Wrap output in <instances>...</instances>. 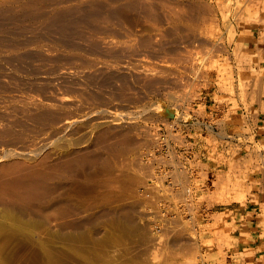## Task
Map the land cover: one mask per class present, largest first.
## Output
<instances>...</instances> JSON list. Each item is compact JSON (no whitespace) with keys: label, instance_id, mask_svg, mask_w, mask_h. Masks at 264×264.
Instances as JSON below:
<instances>
[{"label":"rangeland","instance_id":"obj_1","mask_svg":"<svg viewBox=\"0 0 264 264\" xmlns=\"http://www.w3.org/2000/svg\"><path fill=\"white\" fill-rule=\"evenodd\" d=\"M47 1L49 2L51 0ZM47 1L43 0V6L48 3ZM74 1L76 3L83 0H73V2ZM84 1L83 3H85ZM98 1L100 2L101 0ZM102 1H104L102 3H105L106 0ZM117 1V8H114L116 11L112 8H109V10L112 9L111 11H113L112 17L116 15H118V17L122 16V19L121 17L116 18L121 21L120 23L118 20H114L118 21L119 25L121 23L125 25L121 24L122 26L120 25V27L116 26L117 23L116 25H113L115 23L111 20V17L110 20L112 21V23H110L113 25V28H116L110 29V27L112 26L109 23V19L107 22L105 20L106 18H102L103 15H98L96 19H102L104 20V22L106 21L108 24L106 22L105 23L109 26L104 27L105 32L103 33H100L102 32L103 27H99L100 30L95 28V30H98L100 32L92 31L94 30L93 28L96 25L99 26V23L105 24L102 20V22L93 20V22H91L93 23L92 25L91 23H89V25L83 24L81 27H84L85 25L90 28L91 25L90 29H86L88 34L85 33L86 31L84 30V27L81 28V30H84V35H81L82 33L79 32L81 31L79 29L77 33L75 32L76 35H74V33H71L69 36L70 38H68L67 40H65L61 36V32H59V34L61 35L58 36L56 35V31H53L51 29L57 36L55 39V36H52L54 34L51 35L52 31H48V33H50H47L46 39L49 40H46V42L48 41V44H52L54 39L55 43H53V45L55 44L56 47L58 46L57 49L59 48L60 52H63L64 50L69 48H66L64 45L67 43L66 41H68V43L69 41H71L73 42L72 44L75 45V39L73 38L75 36L77 37L76 41H78V44L75 45L77 47L75 48L70 44L71 49H67L65 52H63L64 54H66L69 51H76L77 48H79L77 51L81 53V57L82 54L85 53V61L82 59H78V61L80 62H76L73 60V63H65L66 65H70V69L67 66H65L64 69H69L73 72L68 71L69 73H64L59 77H57L58 75L54 73L46 74L44 75L45 77H36L38 78V81L36 78L31 79L27 77V79H25L26 76H24L23 71L15 70L7 60L3 61V59H0V67L6 66V70L11 71L10 73L14 75V78H11L12 76L10 75V78L0 77V80L2 79L4 81L5 78V80L7 81L6 78H8V80L12 81L13 83L17 81V83L15 82L16 85L19 82L20 85L23 82L22 80H24L22 85L24 88L26 87V85H28L26 84L27 81L31 80V85H33V87H26L29 91L25 89V92H23V87H21L23 88L21 90L18 89L21 85H17L18 87L15 88H17L19 91L17 89L14 93L13 91H10L11 93L9 91H4V94L8 92V94L11 95L16 94L15 96H19V93L22 95H32V93H34V91L36 90L34 89L36 88L35 85H37L38 87V84L39 86L40 84H42V86L45 85L44 87L46 88L41 86L38 90L43 89L45 90V92L41 90V92L38 91L39 94H37L36 90L33 96L38 98V100L41 98L40 101L46 100L44 102L45 104H47L46 102H49V105H54L55 101H52L50 97H48V95L50 93L49 96L52 97L51 94L55 93V90L51 92L50 90L56 89L54 87H57L59 85H62V88H64L66 86H64V84L67 82V80H73V83L71 84V81L67 82V86L69 89L66 87L67 90H65L69 94L63 91L62 88L60 89V92L58 90L60 86L57 88V90L60 93L65 92V95H67L68 98L73 96L72 99L76 103L72 100H68L71 101L70 103L74 102V104L68 105V103V106L65 104L66 106H63L61 108L62 110H60L62 111V113H64L65 111L66 113L68 112L69 114H71L67 115L68 113H65L67 115L66 117L64 116L65 118H67L68 116L71 117L72 114L74 115V113L76 112L74 118L76 120L75 123H77V127H79L77 128L74 123L72 128L68 129V131L70 130V137L69 135H66L69 133H66L61 137L52 136V139L48 138L49 141L46 140L47 142L44 144L45 147L40 143L39 145H32L31 143H28L29 147L26 148V150L28 149V153L31 154L28 156L29 159H27V161L25 159L28 153H24L26 156L25 159L24 154L16 155L15 153H13L11 154L13 156L10 155L12 159L7 156L9 160L14 161L13 159L17 160L19 158V161L20 158L23 157L21 159L22 162H30L29 165H31V162H33L32 164L37 163V160L40 159L39 157L48 152L46 155L47 159H51V161L54 163L56 157H58V159L56 158L57 160H55V162H57L60 158V160H64L73 157L79 154L85 147L87 149L90 147V149H88V152L93 147L94 150L92 149L93 151H91L95 152L93 153V155L90 152V154L88 153V155L91 156V159L94 158V162L92 161L94 164L92 162L90 164H85L86 166H82V169L84 168L83 170L80 169L79 166L78 168H74V173H72L73 171L69 172L71 173L69 175L71 178L67 175L68 172H66V175H63V177L65 176L64 179L62 178L64 183H61L63 182L62 180L60 181L62 185L60 183H57L58 187L56 191L48 199H46L44 203L43 207L45 208V210L43 212V216L38 218L32 229L22 227L19 230L15 231V227L11 225H8L7 228H5L3 233L0 235V264H189L190 262V264H245V260H243L245 255L240 256V258L236 257L235 255L237 254H234L231 248V245H234L235 243V233L232 229L233 226L231 224L234 223L233 219H236L237 222L241 223L245 221V215L248 212L251 213L250 218L254 228H249V230H251H248V233L251 232L253 236L264 237V234L261 233L264 232V218H260L259 216L260 211H264V181H262L264 180V175L262 176L263 179L260 178V165L264 166V158H262V152H264V85H259L261 83L264 84V37L262 38V36L264 35L259 34L260 32L264 31V29L262 28L264 26V6H261L264 2L262 0L261 4V2L255 3L257 2L256 0H254L255 2L253 0H248L249 2L251 1V5L253 4L254 6L256 4V7L254 6L253 8V6H249L250 4H247L249 3L247 0V3L245 2V0H204V5H201L203 4L201 3V1L203 2V0H189V2L188 0H177V2L176 0H168V2L166 1L167 5H169V2H171L169 8L171 10L173 9V6H176L173 10H177L176 12L178 13L176 14L181 17L180 19L177 15L175 17V12L173 10V14L170 13L169 9H167V7L169 6H164L166 4L164 0H155V2L154 0H151L152 4L147 0L133 1L132 4L134 5L137 2V6H140V3L143 1V5L141 6L142 8H139L137 6L135 7V12L137 15L133 12L134 7L132 4H129V6H127L128 4L125 3L126 6L122 8V3L124 2L122 0ZM172 1L173 3L175 2V5H173ZM180 1H184L185 3ZM73 2L72 0H64L59 1L58 5H67ZM153 2L156 5L160 6L161 9L155 6L153 10L157 8L156 10H159L158 12L156 10L153 11L152 8H150L152 11L149 8H147L148 10L146 11L144 7H148L149 4L150 6L155 5ZM160 2L165 3L163 4V7L161 6ZM195 2L198 3L196 4ZM223 2L224 5L221 4L223 5V7L220 6L221 9H218L219 3ZM252 2H254L255 4ZM106 3L108 4L107 1ZM177 3H180L179 5L181 7L182 3L183 5L185 4L183 6L184 8H182V11L184 9V12H181L182 16H180L181 14L178 11L179 6H177ZM116 4H114L113 6H116ZM198 4H200V6ZM55 5H57V3ZM235 5H237V7ZM234 6L237 8V10L236 8L234 9ZM46 7L50 9L49 6ZM224 7L226 8L224 9ZM243 7L247 9L245 10L243 9ZM130 8H132L131 11ZM138 8L139 10H145L144 12L138 11L136 10ZM192 8L196 9L194 10ZM125 9H128L129 12L127 10L125 11ZM121 10H123V12ZM149 10L151 12H148ZM253 10H255L256 12H254ZM196 11L198 12V14L200 13L199 16ZM252 11L254 12V14ZM6 12H3L5 14H2V11H0V22H5L4 25L0 23V27H13L14 24L16 25V27L17 25H21L22 27L27 23V25L30 24L33 27H36L37 25L39 26V24H37V18H35L36 20H32V18H30V20L29 17H23V19L22 17H18V20V18L14 19V17H12L14 20L12 18L11 20L9 16L10 12H7V14ZM124 12H127V14L125 13L124 15ZM140 12L141 14L142 12L149 13L148 15L145 14L147 18H151V15H155V18H157L158 20L161 19L162 22L159 21L160 23L157 22V19L154 21L155 18H153V20H151L152 18L150 19L153 22V25L155 24L156 26L159 23L160 27L151 26V21H149L150 23H148L147 18L144 16L142 17V15H140ZM164 12H167L168 15H170L159 17L165 14ZM234 12L237 14L239 12L238 15L240 16V18H245L246 21L240 20L238 15ZM250 12L252 13L248 14ZM158 13H160L161 15ZM201 14H203L206 19L203 18V15ZM173 15L177 19H175ZM247 15H250L251 18ZM253 15H255V18H260L259 20L262 21V23L257 19L256 20L258 22H255V19H252ZM138 16L142 17V19ZM212 16H214L216 20H214ZM242 16L245 17L242 18ZM98 17L101 18L98 19ZM193 17L198 20L196 21ZM200 17L203 18L202 22L200 21L202 20V18ZM235 17H238L237 20ZM163 18H166L165 22ZM168 18H172L173 20L170 19V22L166 21ZM6 21L8 24H6ZM18 21H20V23L22 24L19 25ZM32 21L33 23L34 21H37L36 24L34 23L36 26L33 25ZM96 21L98 22V24L96 23ZM191 21L195 22V27H192L194 25ZM204 21H206L207 24H205ZM178 22L181 23L178 24ZM199 22L201 23L200 26ZM172 23L174 24V26ZM190 23H192V25ZM161 24L168 25H165L166 27L164 25L163 27H161ZM127 25L130 27H127ZM169 25H172V27H170ZM29 26L27 27L32 28L31 26ZM124 26L129 29H127L126 27L124 28ZM228 26H232L233 28H229ZM106 28H109V33H111L110 35L109 33H107L108 29ZM119 28L122 29L123 32ZM231 28L234 34L227 33V31L231 30ZM118 29L120 30V32ZM124 29H127L128 31H124ZM110 30L112 32H110ZM201 30H203L204 32L202 33ZM131 31H134L135 33ZM27 32L29 33H23L24 36L29 35L28 37H30L31 31ZM125 32L127 34L126 36L129 35L128 38L124 35ZM104 33L108 35H104ZM131 33L133 36L130 35ZM23 34H20V37H22ZM77 34L81 37L84 36L85 38H88H84L87 45L86 43L85 45H79L82 42L84 43L85 40H78ZM86 34L89 36H85ZM118 34H121V36L123 34L125 37L118 36ZM227 34H230L228 35V39L226 38ZM1 35H3V37ZM5 35H7L6 37L8 38H6ZM49 35H51V39L48 38L50 37ZM93 35H96L97 37L99 35L98 39H100V37L101 39L97 41V37L94 36L96 37L95 41ZM100 35H104V37L106 36L105 39ZM0 36L1 42H3L4 39L9 40L10 38V41L12 42L15 37L12 32H9L7 34L0 33ZM90 36L92 37L90 38ZM109 37L111 38V40H109ZM145 37H150L148 39H152V41H146L148 39L145 40ZM158 37L162 39H159ZM1 38H3V40ZM57 38L58 40L61 38V40H59V43ZM102 38L103 40H106L107 38L109 41H115V43L112 42V44H118L117 46L120 47V49H118L116 45H113L114 47H112H117V49L114 50L118 53V55H115L117 53L113 54L114 52L112 51L114 50H112L111 47L110 48L112 51L109 50L110 48H107V50H105L106 47L104 48V46L102 47L104 48L103 50L99 49V47L103 45V42L101 43V46H99V43L97 42L103 41ZM123 38L130 40L126 42V39L124 40ZM143 38L144 40L141 44L136 43V41L138 42V40L140 43V40H142ZM229 38L231 40H229ZM116 39L119 41L122 39L123 40L120 43ZM87 40L91 41H89L91 45L93 42H95V44L93 43V48H90V50L92 49L91 53H93L94 55L91 53V55H89V53H86L90 52V50L88 49L91 46H88V44L90 43ZM108 40L104 43H107ZM228 40L231 42L229 43ZM63 41H65L66 43L63 44ZM130 41V45L132 48L130 46L129 47L131 49L127 44L130 43ZM234 41H236V43L238 42V46ZM205 44L207 48L206 46H203ZM235 44L237 47L234 46ZM97 45L99 46L98 48ZM122 45L125 46V48L128 47L126 49V53L128 54H125V56V48ZM132 45L135 47L136 45H140L139 50H137L138 46L134 48ZM66 46L68 45L66 44ZM87 46L88 49H86ZM121 46L123 47V50L121 49ZM94 47L98 49V53ZM232 47L234 48L233 51ZM1 48L4 47H0V49ZM133 48L134 51L132 52L138 51L136 53V56L130 51ZM235 48L237 52L235 51ZM256 48L258 49L256 50ZM93 50H95L96 53H94L95 51ZM117 50H120V54ZM251 50H253L254 52ZM0 51H2L0 52L1 56L2 54L6 55L3 49ZM80 51L85 52L82 53ZM106 51L112 52L110 57L108 55L111 52L108 54L104 53ZM206 51H208L207 54ZM234 51L238 54H234ZM60 52L58 51V53ZM260 52L262 54H260ZM99 53L104 56V59L102 58L103 56L101 54L98 57ZM87 54L90 57L92 55L93 56L90 58L89 56H87ZM129 54H131V57L134 55L135 58L133 57L134 59L132 58L131 61L129 58L130 56H127V58H129V61L126 62L125 57ZM120 55H123L124 57L121 56L120 58ZM190 55L192 56V58L194 57L193 60ZM236 55H238L239 57L246 56L245 59H249V61H251L252 63L249 61L247 63V60L244 63V57L240 61V58ZM114 56L115 58H112L113 60H111V57ZM189 56L191 59L188 58ZM88 57L90 60H88L89 62H87ZM203 57H205V61L207 60L205 63ZM206 57L208 58L206 59ZM237 57L239 59H237ZM96 58L98 59V61L102 58L103 61L101 60L98 63ZM117 58H119V60ZM93 59H95L94 63L91 61ZM110 60H117L112 63L117 62L116 66H118L119 63L121 69L120 67L116 68L115 64L110 63ZM208 60L210 63L208 62ZM236 61L239 65L236 63ZM103 62H105L106 64L108 63V66L110 67L109 69H111L113 65L115 66V68L107 71L108 66L103 64ZM123 62L127 67L123 65L121 66ZM256 62L257 64H261L263 69L262 72L261 69H255V67H257ZM3 63L6 65H4ZM88 63L92 64L93 66ZM101 63L103 67L106 66L105 69L103 68L104 70H106V72L102 70V65H100ZM109 64H111L112 66H110ZM95 65H97L96 67H98V71H96L97 69H94L96 68ZM240 65L243 66L241 67ZM238 66L240 68H237ZM72 67L73 70H71ZM76 67H79V69ZM80 67L83 69V71L85 69V72H81ZM191 67L194 72H191ZM194 67L196 68L194 69ZM227 67L228 69H226ZM187 68L189 70L188 72L186 70ZM88 70L90 71V73ZM114 70L116 71L115 74L113 73ZM77 71H80V73ZM111 71H113L112 73L114 74V76ZM118 71L122 74H117ZM225 71H230V76H223L224 74L226 75ZM257 71H260L258 73H260L261 75L258 74ZM94 72H97L98 74H94ZM17 73L19 74L16 75ZM76 73H78V75ZM87 73L91 75V77L97 76V78L95 77L96 80L94 79V77L91 78L89 76H86V78L88 77V81L93 80L95 84H93L92 82L88 83L87 79L84 76ZM15 75L18 78L21 77L22 82L20 81V79L17 80V78H15ZM53 75L56 76L59 80H57V78L55 77V79H53L55 81L53 82ZM48 76L49 78H51V81L49 80L50 82L48 81ZM69 76H71V79ZM104 76L107 78H105ZM64 77L67 78L66 81H62L65 80ZM248 77L251 78V85L249 82L250 86L247 83L248 80L250 81ZM46 78L48 82H46ZM75 78L78 79V82L81 79V81L84 82L83 78L86 79L88 85L87 83L83 82H79L80 84L77 83V79ZM98 78L100 80L97 81ZM104 78H110V80H112L110 82H105ZM244 78H247V81ZM255 78L256 81H260L259 84L257 83L258 85H256ZM13 79L15 81H13ZM102 79L104 82L101 81ZM60 80L63 82V84H60ZM241 81H244L243 84L247 83L248 87L244 85L247 89L243 86V90L242 88H240L242 83ZM253 81L255 83H253ZM7 82L5 83V85H7L8 87L10 85L9 89L16 86L12 85V82H9L10 84H8ZM53 83L55 85H53ZM51 84L53 87H50L48 90L47 88L51 86ZM238 84L240 85V87L238 86ZM11 85L13 87H11ZM69 85H73L76 89H74L73 86L69 87ZM256 86H260L259 88H261L263 91L259 88H256ZM29 87H31V89L33 88V92L31 91L30 93L31 89ZM244 88L246 89L247 93ZM68 90H71V95ZM259 90L261 92H259ZM42 92H47L48 94L46 93V96H44L42 95ZM249 92H251V94ZM1 93L0 95H3V93ZM57 93L58 92L56 91L55 95H57ZM63 94L64 93L60 95ZM46 98H49L50 100ZM77 103L79 104L77 105ZM73 106H80L82 110L79 107L80 110L78 111V108L76 107V109ZM54 107L55 106H53V108ZM69 107L72 108L69 109ZM0 108H4L3 110L0 109L1 111H3V113H1V111L0 113L2 115L4 114V116L6 117L5 120L8 119V121L13 122H17V120H23V116L18 118L19 112H17V115L13 114L12 117V112L10 113L9 110L7 111V107L6 110L4 105ZM93 108L95 109L96 113H91L90 109H92L93 111ZM65 109L69 110L70 112L66 111ZM71 109H73L74 113L71 112ZM60 110L58 111V117L62 118L63 116L59 115L64 114H62ZM6 112L11 116H7V114H5ZM173 113H175V115H173ZM85 114H87V117H89L87 118ZM77 119H79L80 124ZM89 120L92 121L90 122ZM81 121H85V123L87 122V124H84L83 126ZM169 123L172 124V126ZM88 125H91V128L87 127ZM73 127L77 128H75L76 130H74L76 133L73 131ZM91 129L93 131H91ZM167 130L169 134L171 131V137H168L170 135L166 133ZM100 131H102V133L105 132L106 136L104 134L102 135L101 133L103 137H99L98 135L100 134ZM95 133L98 135H96ZM160 133L165 135V141L158 139ZM151 134H153V137L151 136ZM156 134H158L157 137ZM27 137H29V135H26V138ZM104 137L105 140L103 139ZM124 137L125 139H127L128 137L129 140L127 139L128 141H123ZM153 142L155 145L157 142L158 147L155 146ZM17 143L18 142H16L15 144L17 146L14 145L13 148L17 149L23 145ZM165 143H168V145ZM18 145L21 146L18 147ZM95 146L97 149L99 147V153L95 151ZM32 147L36 148L33 149ZM78 147L81 148L80 152V148L78 151H75L78 149ZM100 147L101 149H103L101 150ZM86 148L82 153H85L84 151L87 150ZM158 148L160 150H158ZM0 149L2 148L0 147ZM40 149L42 152H40L38 155L35 154L36 157L33 158V156H35L33 152L40 151ZM71 150H74L76 153L74 151L71 152ZM168 150H171V152H173V155L171 154L170 158L167 157V155L169 156L170 154V151L167 152ZM45 151L46 153H43ZM58 151L61 152L59 153ZM146 151L149 154H143ZM148 151H152V153ZM65 152L71 153L67 154ZM54 153L55 156L57 155L56 153H58V155L55 157ZM49 154L51 155L49 156ZM153 155H156L157 157ZM95 157H97V162L95 161ZM4 159L7 161H5ZM8 159H6L4 156L3 158H1V161L3 160L2 163L4 164L9 162ZM260 159L262 160V162ZM170 160L171 165L167 163V161ZM47 161L49 164L52 163L49 160ZM146 161L150 162L151 166H149L150 164L148 165ZM232 161L238 162L237 164H240L239 168H237L238 165L235 167L234 164L236 163H233ZM142 163H146L147 166H145V164V167H143ZM174 170H176L178 176L176 175V172ZM179 170H181L183 173L181 172V174ZM168 171H171V174L175 172L174 174L177 176L174 177V184L171 183L174 179H172V177L170 176L171 174L168 175ZM174 174L173 176H175ZM180 177L183 178L180 179ZM215 181L217 184H215ZM261 185L263 186L261 187ZM59 198H63L70 206V209L73 210H71V212L69 211L70 213L63 218L57 219L54 218V216L49 217V215L53 212L55 204L61 202L59 201ZM223 199L226 201H224ZM64 200H62V202ZM259 201L262 202V206H260L261 203H259ZM186 203H189V205H187L188 208L192 206L190 207L191 209H188L189 212L186 209V205V208L183 207ZM176 209H178L177 212H175ZM179 210L184 211L178 212ZM191 210L194 211L191 212ZM179 213H181V215ZM189 214H192L191 218L188 216ZM215 218L217 219L215 220ZM74 219L76 222L80 223L79 228H77L74 232H70L69 238H62V234H60L61 231L58 230L57 224L63 220L74 221ZM185 219L188 222L190 220L192 221L189 222L191 226L189 223L186 224L187 222L185 221ZM81 222H83V224H81ZM11 229H14L15 232ZM213 229L220 230H218V233H216V231H214ZM54 230L59 231V233L55 232ZM190 231L194 233L192 234ZM53 232H55L57 235ZM221 232L229 239H225L226 237L224 236L222 237ZM215 233L217 235H215ZM218 235L221 236V238ZM218 237L220 238L219 241L217 240ZM175 238H177L176 242L174 241ZM255 239L253 241V246L256 250L255 252H253V264H264V245H261V240L255 241ZM225 240L228 241L226 242ZM218 242L221 244H219ZM218 244L220 245V247L223 244V249H220V251H218L216 248ZM222 254H225V257H223L224 255ZM225 258H227L229 261ZM187 259H190L188 260V262L190 261L189 263L187 262Z\"/></svg>","mask_w":264,"mask_h":264},{"label":"bare ground","instance_id":"obj_2","mask_svg":"<svg viewBox=\"0 0 264 264\" xmlns=\"http://www.w3.org/2000/svg\"><path fill=\"white\" fill-rule=\"evenodd\" d=\"M47 1V0H46ZM59 1H64V0H51V1H47L48 3H46L45 4V6H43L44 4L42 3L43 2V0H0V11H2V14H5V13H3V12H6L7 10V12H10V19L12 18V17H14V19H16V18H20V17H22V19H23V17H29V19L30 18H32V20H34L35 18H37V20H38V22L37 21H34V23L36 24V22H37V24H39V26L37 25H35L34 23H33V21H32V23H33V25L34 26H36V27H33V26H31L30 24V26L32 27V28H28L27 26H29V25H27L28 23H27V21H29V20H27L26 21V23L27 24H24V26H22L21 27V25L20 24H22V23H20V21H21V19H20V21H18L19 23V25L20 26H18L17 25V27H16V25L14 24V26L13 27H0V33H9V32H12L14 35H15V37H14V39H13V41L11 42L10 41V39L8 40H6V39H4L3 40V38H1L2 40H3V42H1L0 41V47H4V48H1L0 50H4V52L6 53V55H4V54H2V56L0 55V59H3V61L4 60H7L8 61V63L9 64H11V66L15 69V70H21V71H23V74H24V76H26L25 77V79H27V77H29V78H36V77H38V78H41V76H44V75H46V74H50V73H54V74H57L58 76L57 77H59V76H61L62 74H64V73H69L68 71H70L69 69H70V65H68L69 64V62L70 63H73V60L74 61H78V59H82V60H84L85 61V56L86 55H84L85 53V51L84 52H82V51H80V52H82V53H84V54H82V57L80 56V54L81 53H79L77 50L79 49V48H77V52L75 51V50H73V51H69V52H67L66 54H64L63 52H65L67 49H71V46L73 45V47H77V46H75L76 44H78V41H76V36L74 37V35H76L75 34V32L77 33L78 31H79V29L81 30V28H84L85 27V31H86V29L87 28H89V27H87V26H85L86 24L87 25H89V23H91V22H93V20H97L96 18H97V16L98 15H100V16H102V18L103 19H105L107 22H108V19H109V23L111 22L112 23V21L115 23V24H113V25H116V23H117V27L119 26L120 27V25L121 24H123V23H121L120 25H119V23L121 22V21H119V19H116V18H120L121 17V19L123 18L122 16H120V17H118V15H116V16H113L112 17V13H113V11H111L112 9H116L117 8V5L118 4H116V3H118V1L117 0H106L107 2H108V4L106 3V1H105V3H102V2H104V1H98V0H83L85 3H83V1H78V2H76L75 3V1L73 2V0H72V2L73 3H70V4H67V5H58L59 4ZM120 1V0H119ZM124 3H122V2H120V3H122V8H124L126 5H125V3H127L128 5L127 6H129V4H132V2L133 1H135V0H122ZM148 2L150 1V3H151V0H147ZM159 1H162V0H159ZM165 1V3H166V1L168 2V0H164ZM163 1V2H164ZM174 1V0H173ZM173 1H172V3H173ZM238 1V0H237ZM240 1V0H239ZM248 1V0H247ZM247 1L245 0V2L247 3ZM254 1V0H253ZM257 2H255V3H258V2H261V4H262V0H256ZM69 2V1H68ZM143 2V1H142ZM142 2L140 3V6H137L136 4H137V2L133 5V7H134V9H133V12L136 14V12H135V7L137 6V7H141L143 4H142ZM154 2H155V0H154ZM153 2V3H154ZM176 2H177V0H176ZM180 2H184V1H180ZM187 2V1H186ZM188 2H189V0H188ZM191 2V1H190ZM199 2V1H198ZM197 2V3H198ZM204 0H203V2L201 1V3H203V4H201L200 2V4L201 5H204ZM249 2V1H248ZM254 2H252V3H254ZM263 2H264V0H263ZM44 3H45V1H44ZM57 3V5H55ZM66 3H67V1H66ZM102 3V4H101ZM165 3H162V2H160V4H161V6L163 7V4H165ZM185 3V2H184ZM196 3V2H195ZM196 3V4H197ZM243 3H244V1H243ZM254 3V4H255ZM60 4H62V3H60ZM114 4H116V6H113ZM146 4V3H145ZM149 4V3H148ZM147 4V5H148ZM152 4V3H151ZM155 4V3H154ZM159 4V3H158ZM170 4H171V2H169V5H167V3L164 5L165 7H167V6H169V7H167V9H169L170 8ZM180 3H177V6H179V8H178V11H179V13L181 14V12H184V9H183V11H182V8H184L183 6L185 5H183V3H182V7L179 5ZM191 4V3H190ZM200 4H198L199 6H200ZM221 4H223L224 5V2L223 3H219V5H218V9H221V7H223V5H221ZM233 4V3H232ZM235 4H236V2H235ZM242 4V3H241ZM247 4H250L249 6H253V4L251 5V1L249 2V3H247ZM260 4V3H259ZM264 4V3H263ZM261 5V6H264V5ZM121 5V4H120ZM119 5V6H120ZM173 5H175V2L173 3ZM256 5V4H255ZM254 5V6H255ZM46 6H49L50 7V9L49 8H47ZM131 6V5H130ZM154 6V7H153ZM151 5L150 6V4L148 5V7H144L145 9H146V11L148 10L147 8H152V10H153V8H155V6L156 7H158V8H160V6H158V5ZM206 6V5H205ZM204 6V7H205ZM221 6V7H220ZM232 6V5H231ZM236 7H237V5H235ZM234 6V9L236 8ZM254 6H253V8H254ZM132 7V8H133ZM164 7V8H165ZM174 7H176V6H173V9H175ZM192 7H195V6H192ZM203 7V6H202ZM201 7V8H202ZM207 7H208V5H207ZM211 7V6H210ZM220 7V8H219ZM246 7V6H245ZM245 7H243V9H245ZM256 7V6H255ZM259 7V6H258ZM109 8H112V9H110L109 10ZM121 8V9H122ZM132 8H130V11L132 10ZM139 8L138 9H136V10H138V11H143L144 12V10L145 9H142V10H139ZM142 8V7H141ZM198 8V7H197ZM200 8V7H199ZM226 7H224V9H225ZM114 9V10H115ZM120 9V8H119ZM157 9V8H156ZM156 9H154V10H156ZM161 9V8H160ZM172 9V10H173ZM177 9V8H176ZM180 9H181V11H180ZM192 9H194V8H192ZM196 9V8H195ZM194 9V10H195ZM206 9V8H205ZM208 9V8H207ZM212 9V8H211ZM217 9V8H216ZM247 9V8H246ZM245 9V10H246ZM128 11V9H125V11ZM151 10V9H150ZM148 11V12H151V11ZM153 10V11H154ZM164 10V9H163ZM162 10V11H163ZM172 10L171 9H169V11H170V13H172ZM202 10V9H201ZM200 10V11H201ZM208 10H210V9H208ZM233 10V9H232ZM236 10H237V8H236ZM116 11V10H115ZM122 12H123V10H121ZM157 11V10H156ZM159 11V10H158ZM157 11V12H158ZM165 11H166V9H165ZM174 11V10H173ZM177 11V10H176ZM176 11H174L175 13V17H176V13H178V12H176ZM205 11H207V10H205ZM211 11V10H210ZM221 11V10H220ZM219 11V12H220ZM224 11V10H223ZM244 11V10H243ZM254 12H256L255 10H253ZM252 11V12H253ZM7 12H6V14H7ZM121 12V13H122ZM129 12V11H128ZM132 12V13H133ZM142 12V14H141V12H140V15H142V17L144 16V17H146L147 18V16L145 15V14H149V13H143ZM157 12H156V14H157ZM168 12V11H167ZM165 13V14H163V15H161L160 13H158V14H160L161 16H159V17H165L166 15H168V13ZM197 12V11H196ZM222 12V11H221ZM220 12V13H221ZM227 12V11H226ZM237 12V11H236ZM252 12H250V13H248V14H251ZM254 12H253V14H254ZM116 13V12H115ZM125 13L127 14V12H124V15H125ZM138 13V12H137ZM218 13V12H217ZM235 13V12H234ZM129 14V13H128ZM131 14V13H130ZM144 14V15H143ZM173 14V13H172ZM184 14V13H183ZM197 14H198V12H197ZM200 14V13H199ZM199 14H198V16H199ZM235 14H237V13H235ZM238 14H239V12H238ZM237 14V15H238ZM240 14H241V12H240ZM122 15V14H121ZM137 15V14H136ZM165 15V16H164ZM170 15V14H169ZM168 15V16H169ZM201 15H203V14H201ZM200 15V16H201ZM209 15V14H208ZM211 15V14H210ZM213 15V14H212ZM222 15V14H221ZM224 15V14H223ZM233 15V14H232ZM236 15V16H237ZM257 15V14H256ZM2 16H5V15H2ZM8 16V15H7ZM6 16V17H7ZM153 15H151V18L150 17H148L147 18V21H148V23H150L149 21H151V20H153V18H155L154 16L152 17ZM167 16V17H168ZM178 16V15H177ZM180 16H182V14L180 15ZM197 16V15H196ZM248 17H250L251 18V16L250 15H247ZM255 15H253V20L255 21V22H258L257 20H259L258 18H255L254 17ZM113 19H112V18ZM138 17H140V16H138ZM142 17H140L141 19H142ZM166 17V18H167ZM173 17H174V15H173ZM172 17V18H173ZM174 17V18H175ZM203 18H205L206 19V17H204V15L202 16ZM202 17H200V18H202ZM213 17V19L214 20H216L215 18H214V16H212ZM223 17V16H222ZM238 17L240 18V16L238 15ZM238 17H235L236 18V20H237V18ZM245 17V16H244ZM243 16H242V18H244ZM248 17H246V18H248ZM257 17V16H256ZM19 18H18V20H19ZM99 18H101V17H98V19ZM110 18H111V20H110ZM165 18V19H166ZM172 18H170V19H172ZM178 18H180L181 19V17H179L178 16ZM193 18H195V17H193ZM192 18V19H193ZM203 18H202V20H200L201 22L203 21ZM261 18H262V15H261ZM13 19V18H12ZM11 19V20H12ZM13 19V20H14ZM92 19V20H91ZM114 19H116V20H118L119 21V23H118V21H116V20H114ZM145 19V18H144ZM151 19V20H150ZM157 18H155L154 19V21L156 20ZM164 19V18H163ZM165 19H164V22H165ZM169 18L166 20V21H169L170 20ZM175 19H177V18H175ZM183 19V18H182ZM185 19V18H184ZM204 19V20H205ZM257 19V20H256ZM31 20V19H30ZM36 20V19H35ZM102 20V19H101ZM97 20V21H100V22H104V20ZM158 20V19H157ZM173 20V19H172ZM186 20V19H185ZM190 20V19H189ZM195 20H196V18H195ZM198 20V19H197ZM196 20V21H197ZM240 20H245V18L244 19H241L240 18ZM248 20V19H247ZM251 20V19H250ZM249 20V21H250ZM252 20V21H253ZM262 20V19H261ZM264 20V19H263ZM96 21V23L98 24V22ZM105 21V22H106ZM123 21V20H122ZM145 21V20H144ZM146 21V22H147ZM162 22V20L160 19V20H158L157 22ZM171 21V20H170ZM169 21V22H170ZM178 21H179V19H178ZM184 21V20H183ZM193 21V20H192ZM191 21V22H192ZM246 21V20H245ZM248 21V22H249ZM3 21H1L0 23H2ZM104 22V23H105ZM106 22V23H107ZM159 22V23H160ZM205 22V24H207L206 23V21H204ZM208 22V21H207ZM233 22V21H232ZM237 22V21H236ZM259 22H261L262 23V21H260L259 20ZM264 22V21H263ZM5 23V22H4ZM4 23H2V25H4ZM23 23H25V22H23ZM31 23V24H32ZM96 23H95V25H96ZM100 24L99 23V26L98 25H94L95 27L93 28L94 30H92L93 32L94 31H98V30H95V28L96 29H99L100 30V28L99 27H103L102 28V32H100V31H98V32H100V33H103V32H105L104 31V27H107L108 25V23L107 24ZM110 23V24H111ZM156 23V22H155ZM159 23L155 26V24L153 25V22L151 21V26H154V27H160V25H159ZM181 23V22H180ZM179 22H178V24H180ZM193 23V25L194 26H192V27H195V22H192ZM192 23H190L191 25H192ZM6 24H8L7 23V21H6ZM5 24V25H6ZM9 24H11V23H9ZM16 24H17V22H16ZM83 24H85L84 25V27H81ZM93 23H91V25H92ZM109 24V25H110ZM173 24V23H172ZM187 24V23H186ZM200 22H199V26H200ZM229 24H230V22H229ZM228 24V25H229ZM240 24V23H239ZM264 24V23H263ZM13 25V24H12ZM27 25V26H26ZM78 25H80V26H78ZM91 25H90V28H91ZM113 25L111 24V26L112 27H110V29H112L113 28ZM123 25H125V24H123ZM164 25V24H163ZM163 25L161 24V27H163ZM166 25V24H165ZM164 25V26H165ZM168 25V24H167ZM166 25V26H167ZM177 25V24H176ZM191 25H190V27H191ZM236 25H238V24H236ZM257 25V24H256ZM26 26V27H25ZM29 26V27H30ZM122 26V25H121ZM165 26V27H166ZM170 26V25H169ZM173 26H174V24H173ZM178 26V25H177ZM202 26V25H201ZM204 26V25H203ZM93 27V26H92ZM109 27V26H108ZM126 26H124V28H125ZM127 27H130V26H128L127 25ZM126 27V28H127ZM170 27H172V25L170 26ZM197 27V26H196ZM211 27V26H210ZM210 27H208V28H210ZM229 28L230 27H232V26H228ZM89 28V29H90ZM116 28V27H115ZM115 28H113V29H115ZM123 28V27H122ZM200 28V27H199ZM212 28V27H211ZM233 28V27H232ZM232 28H231V30H229V31H227V33H232V34H234L233 33V30H232ZM263 29H264V26L262 27ZM28 29V30H27ZM30 29V30H29ZM55 30L56 31V35H61L65 40H67L68 38H70L69 36H70V34L72 33H74V35H73V39H75L74 40V43H76L75 45L74 44H72L73 42H71V41H69V43H68V41H63V44L64 43H66L68 46H66V44H64L65 45V47L67 48V47H69V48H67L66 50H64L63 52H60V49L58 50L57 49V47H56V45L54 44L53 45V43H55L54 42V39H53V42H52V44H48L47 42H46V40H49V39H46L47 38V33H48V31H50V30ZM106 29H108V32L107 33H109V28H106ZM120 29V28H119ZM118 29V30H119ZM127 29H129V28H127ZM127 29H124V31L126 30V31H128ZM130 29H132V28H130ZM201 29V28H200ZM258 29V28H257ZM31 31L30 33H31V35H30V37H28L29 35H25L24 36V34L23 33H25V31ZM51 30V31H52ZM84 30H81V31H79L80 33H82L81 35H84ZM88 30V29H87ZM117 30V29H116ZM122 32H123V30L122 29H120ZM120 30H119V32H120ZM210 30V29H209ZM215 30V29H214ZM242 30V29H241ZM246 30V29H245ZM26 31V33L25 34H27V33H29V32H27ZM51 32V35L52 34H54V35H52L55 39H56V35H55V33L54 32ZM57 31H58V33H57ZM115 31V30H114ZM202 31V33L204 32L203 30H201ZM200 31V32H201ZM231 31V32H230ZM262 31V30H261ZM59 32H61V34H59ZM110 32H112L111 30H110ZM131 32H133V33H135L134 31H131ZM212 32V31H211ZM264 31H262V32H258L259 34H263L264 35V33H263ZM23 34V36L24 37H26V38H24L22 35V37H20V34ZM33 33V34H32ZM50 33V32H49ZM48 33V34H49ZM85 33H87V31L85 32ZM99 33V34H100ZM128 33V32H127ZM159 33V32H158ZM238 33V32H237ZM88 34V33H87ZM85 35V36H89V35ZM89 34H91V33H89ZM111 33H109V35H110ZM113 34V33H112ZM124 34V33H123ZM122 34V36H121V34H118V36H121V37H125L127 34H126V32H125V36ZM162 34V33H161ZM160 34V35H161ZM209 34V33H208ZM211 34V33H210ZM230 34H227V36H226V38L228 39V35H230ZM12 35V34H11ZM10 35V36H11ZM51 35H49L50 37H48V38H50L51 39ZM97 35V34H96ZM96 35H93V37L94 36H96ZM104 35H108V34H105L104 33ZM104 35H100V36H102V37H104ZM130 35H132V33L130 34ZM205 35V34H204ZM2 37H3V35H1ZM0 36V37H1ZM7 35H5V37H6ZM60 36V37H61ZM72 36V35H71ZM77 36H78V40H85V39H88V38H85L84 36L83 37H81L80 35H78L77 34ZM129 36V35H128ZM128 36H126L127 38H128ZM133 36V35H132ZM194 36H195V34H194ZM193 36V37H194ZM208 36V35H207ZM231 36H233V35H231ZM230 36V37H231ZM243 36V35H242ZM253 36V35H252ZM262 36V35H261ZM8 37H9V34H8ZM8 37H6V38H8ZM32 37V38H31ZM52 37V38H53ZM61 37V38H62ZM81 37V38H80ZM92 36H90V38H91ZM97 37V36H96ZM96 37H94V40L96 41V39H97V41L98 40H100L101 39V37H100V39H98L99 38V35H98V37L96 38ZM106 37V36H105ZM105 37H104V39H105ZM114 37V36H113ZM117 37V36H116ZM115 37V38H116ZM137 37V36H136ZM161 37H163V36H161ZM198 37V36H197ZM203 37V36H202ZM215 37V36H214ZM264 36H262V38H263ZM61 38L59 39V40H61ZM72 38V37H71ZM83 38V39H82ZM85 38V39H84ZM89 38V39H90ZM96 38V39H95ZM110 38V37H109ZM118 38V37H117ZM130 38H132V37H130ZM148 38H150V37H145V40L146 39H148ZM159 38V37H158ZM234 38V37H233ZM114 39V38H113ZM121 39V38H120ZM124 39V38H123ZM122 39V40H123ZM126 39V38H125ZM124 39V40H125ZM159 39H162V38H159ZM221 39V38H220ZM258 39V38H257ZM57 40H58V38H57ZM59 40H58V43H59ZM102 40H103V38H102ZM108 39L106 38V40H103V41H99V42H97V43H99V46H101L102 44V42H103V45L101 46V47H99L98 45H97V48L99 47V49H104L105 47H106V49L105 50H107V48H112V47H114L113 45H118V44H112V42H114L115 43V41H109V40H111V38L108 40V42L107 43H104V42H106ZM117 40V39H116ZM122 40H117V41H119L120 43H121V41ZM128 40H130V39H128ZM128 40L126 39V42H128ZM144 40V38L142 39V40H140L141 42L139 43V40H138V42L136 41V43L137 44H141L142 43V41ZM229 40H231L230 38H229ZM228 40V41H229ZM259 40V39H258ZM263 40V39H262ZM88 41V40H87ZM90 41V40H89ZM88 41V42H89ZM132 41V40H131ZM131 41H130V43H127L128 44V47L130 46L131 47ZM146 41H152V39H148V40H146ZM160 41V40H159ZM261 41V40H260ZM71 42V43H70ZM91 42V41H90ZM89 42V43H90ZM92 42H93V40H92ZM118 42V43H119ZM133 42V41H132ZM135 42V41H134ZM145 42V41H144ZM161 42H163V41H161ZM231 41H229V43H230ZM235 43H236V41H234ZM61 43V42H60ZM85 43H86V40H85V42L83 43H80L79 45H85ZM94 44H95V42H93ZM93 43H92V45H91V43L90 44H88V46H90L89 47V49H88V46H87V48L86 49H88V50H90V48H93L92 46H94L93 45ZM96 43V44H97ZM123 43V42H122ZM125 43V42H124ZM135 43V44H136ZM148 43H150V42H148ZM238 43V42H237ZM236 43V44H237ZM62 44V45H63ZM70 44H71V46H70ZM112 44V45H111ZM126 44V45H127ZM134 44V45H135ZM143 44H146V43H143ZM232 44V43H231ZM236 44L234 45L235 47H237L238 46V44H237V46H236ZM59 45V44H58ZM86 45H87V43H86ZM120 45V44H119ZM227 45V44H226ZM225 45V46H226ZM104 46V48H102ZM115 46V48H112V50H114V49H117V47ZM123 46V45H122ZM121 46V49L123 50V47L125 48V46H123L122 47ZM133 46V45H132ZM138 45H136V47H137ZM140 46V45H139ZM139 46L137 47L138 49L137 50H139ZM204 47L206 46V44L205 45H203ZM231 46V45H230ZM241 46V45H240ZM258 46V45H257ZM63 47V46H62ZM79 47V46H78ZM128 47H126L125 48V53H124V56H125V54H128V53H126V49L128 48ZM129 47V48H130ZM134 48H136L135 46H133ZM221 47V46H220ZM223 47V46H222ZM253 47V46H252ZM84 48V47H83ZM95 48V47H94ZM97 48H95L96 49V51H97V53H98V49ZM111 48L109 49V50H111ZM132 48V47H131ZM130 48V49H131ZM134 48L132 49V50H130L131 52L132 51H134ZM206 48H207V46H206ZM255 48V47H254ZM118 49H120V47H118ZM209 49V48H208ZM233 47H232V51H233ZM258 48H256V50H257ZM60 52V53H58V51ZM80 50H81V48H80ZM83 50V49H82ZM85 50V49H84ZM87 50V51H88ZM92 50V49H91ZM90 50V52H86V53H89V55H91V54H93V53H91L92 51ZM104 50V51H105ZM111 50V51H112ZM213 50V49H212ZM212 50H209V51H212ZM230 50V49H229ZM254 50V49H253ZM253 50H251V51H253ZM262 50V49H261ZM260 50V51H261ZM93 51H95V50H93ZM96 51L94 52V53H96ZM111 51H109V52H104V53H110ZM118 52H119V54H120V50H117ZM227 51V50H226ZM235 51H236V48H235ZM234 51V54H238V53H236ZM255 51V50H254ZM253 51V52H254ZM0 52H2V51H0ZM103 52V51H102ZM101 52V53H102ZM112 52H114L113 54H115V53H117L115 50L114 51H112ZM112 52L108 55L109 57H110V55L112 54ZM122 52V51H121ZM128 52V51H127ZM138 52V51H137ZM137 52H132V54L134 53L135 54V56H136V53ZM207 52L208 51H206V54H207ZM231 52V51H230ZM91 53V54H90ZM101 53H99L98 54V57L100 56V54ZM205 53V52H204ZM233 53V52H232ZM122 54V53H121ZM233 54V55H234ZM260 54H262L261 52H260ZM259 54V55H260ZM88 54H87V56H89ZM94 55V54H93ZM92 55V56H93ZM102 55V54H101ZM115 55H118V53L117 54H115ZM131 54H129V55H126V59H128V60H126L125 59V61L126 62H128L129 61V58H130V60L132 61V58L134 57L135 58V56L133 55L132 57L130 56ZM210 55V54H209ZM208 55V56H209ZM256 55V54H255ZM4 56V57H3ZM91 56V57H92ZM103 56V55H102ZM101 56V57H102ZM121 56L122 57H124L123 55H120V58H121ZM127 56H130L129 58H127ZM191 56V55H190ZM190 56L188 57L189 59H191L192 58V56H191V58H190ZM205 56V55H204ZM236 56H238V55H236ZM236 56H234V57H236ZM241 56V55H240ZM90 57V56H89ZM89 57H88V59H87V62H89L90 60H89ZM90 57V58H91ZM95 57H96V55H95ZM107 57V56H106ZM117 57V56H116ZM119 57V56H118ZM239 57V56H238ZM237 57V59H239L240 61H241V59L244 57V56H241V57H239L238 58ZM246 57V56H245ZM245 57L243 58L244 59V63L246 62V60L247 59H245ZM257 57H258V55H257ZM103 59H104V56L102 57ZM102 58H101V60H102ZM115 58V56L114 57H111V60H113V59ZM133 58V59H134ZM194 58V57H193ZM193 58H192V60H193ZM202 58V57H201ZM205 57H203V59H204ZM208 57H206V59H207ZM76 59V60H75ZM97 59V58H96ZM100 59V58H99ZM118 60H119V58H117ZM124 59V58H123ZM89 60V61H88ZM94 60L95 59H93V60H91L93 63H94ZM101 60H99L98 61V59H97V62L99 63ZM107 60V59H106ZM106 60H104V61H106ZM110 60V61H111ZM195 60H198V59H195ZM235 60H236V58H235ZM257 60V59H256ZM255 60V61H256ZM33 61V62H32ZM103 61V60H102ZM114 61H117V60H114ZM114 61H111L110 63H112V62H114ZM120 61H121V59H120ZM130 61V62H131ZM202 61V60H201ZM207 61V60H206ZM205 61V59H204V63L206 62ZM248 61H249V59L247 60V63H248ZM35 62V63H34ZM78 62H80V61H78ZM87 62H85V63H87ZM91 62V63H92ZM96 62V61H95ZM108 62V61H107ZM186 62V61H185ZM193 62V61H192ZM191 62V63H192ZM208 62H209V60H208ZM243 62V61H242ZM249 62H251V61H249ZM65 63H68L67 65L65 64ZM92 63V64H93ZM117 62H115V63H112V64H115V66L117 65L116 64ZM188 63V62H187ZM196 63V62H195ZM203 63V62H202ZM210 63V62H209ZM236 63L238 64V62L236 61ZM241 63V62H240ZM243 63V64H244ZM246 63V64H247ZM252 63V62H251ZM4 64V63H3ZM88 64H90V63H88ZM88 64H85V65H88ZM92 64H90V65H92ZM103 64H105V65H107L108 66V63L106 64L105 62H103ZM185 64V63H184ZM242 64V63H241ZM256 64H257V62H256ZM255 64V65H256ZM4 65H6V64H4ZM72 65H74V64H72ZM76 65V64H75ZM90 65H89V67H90ZM94 65V64H93ZM92 65V66H93ZM100 65H102V63L100 64ZM100 65H98V66H100ZM104 65V66H105ZM110 66H112L111 64H109ZM126 66V64L123 62V64H121V66ZM192 65V64H191ZM239 65V64H238ZM245 65V64H244ZM7 66H8V64H7ZM65 66H67L69 69H64L65 68ZM77 66V65H76ZM79 66H81V65H79ZM97 65H95V67H96ZM114 66V65H113ZM111 67V69H113V68H115V66L114 67ZM185 66V65H184ZM204 66V65H203ZM241 66V65H240ZM243 66V65H242ZM241 66V67H242ZM246 66V65H245ZM244 66V67H245ZM66 67V68H67ZM106 67V66H105ZM105 67H103V65H102V70L103 71H105L106 72V70H104L105 69ZM120 66H119V63H118V66H116V68H119ZM127 67V66H126ZM129 67V66H128ZM187 67H189V66H187ZM193 67V66H192ZM192 67H191V72L193 71L192 70ZM206 67H207V65H206ZM206 67H205V69H206ZM229 67V66H228ZM228 67L226 68V69H228ZM243 67V68H244ZM254 67V66H253ZM76 68H78L79 69V67H76ZM81 68V67H80ZM92 68V67H91ZM98 67H96V68H94V69H97ZM104 68V69H103ZM110 67L108 66V70L107 71H109V70H111V69H109ZM122 68H125V67H122ZM196 67H194V69H195ZM237 68H240L239 66L237 67ZM257 68V69H256ZM93 69V68H92ZM93 69V70H94ZM120 69H121V67H120ZM190 69V68H189ZM197 69H198V67H197ZM224 69V68H223ZM247 69V68H246ZM255 69L256 70H259V69H261V72L263 71V69H262V66H261V64H257V67H255ZM11 70V69H10ZM13 70V69H12ZM71 70H73V67L71 68ZM117 70V69H116ZM125 70V69H124ZM187 70V72L189 71L188 70V68L186 69ZM229 70H230V68H229ZM237 70V69H236ZM240 70V69H239ZM243 70H245V69H243ZM83 71V69L81 68V72ZM87 71V70H86ZM89 71V70H88ZM95 71V70H94ZM96 71H98V69L96 70ZM202 71V70H201ZM204 71V70H203ZM11 71H8V70H6V66L5 67H0V77H8V78H10L11 76V78H14L13 76L14 75H12L11 73H10ZM15 72V71H14ZM70 72H73V71H70ZM76 72V71H75ZM77 72H79L80 73V71H77ZM83 72H85V69H84V71ZM113 71H111V73H112ZM115 70H114V74H115ZM194 72V71H193ZM196 72V71H195ZM208 72V71H207ZM226 72V71H225ZM224 72V73H225ZM228 72V71H227ZM227 72H226V75L224 74H222L223 76H230V71L228 72V75H227ZM242 72V71H241ZM258 72H260V71H257V73ZM22 73V72H21ZM89 73H90V71H89ZM97 72H94V74H96ZM109 73V72H108ZM112 73V74H113ZM121 72H117V74H120ZM234 73V72H233ZM263 73H264V71H263ZM19 73H17L16 75H18ZM77 75H78V73H76ZM75 74V75H76ZM98 74V73H97ZM114 74H113V76H114ZM122 74V73H121ZM207 74V73H206ZM236 74V73H235ZM253 74V73H252ZM258 74H260V73H258ZM11 75V76H10ZM15 75V76H16ZM67 75H69V74H67ZM84 75V74H83ZM202 75V74H201ZM261 75V74H260ZM23 76V77H24ZM50 76V75H49ZM49 76L47 77L48 78V81L50 80L51 81V78H49ZM54 76V75H53ZM64 76V75H63ZM66 76V75H65ZM85 76V78H86V76H89V77H91V75H89L88 73L86 74V75H84ZM119 76H121V75H119ZM118 76V77H119ZM124 76V75H123ZM127 76V75H126ZM45 77V76H44ZM55 77L56 76H54V78H52V80L53 79H55ZM56 77V78H57ZM70 77V79H71V76H69ZM92 77H94V76H92ZM91 77V78H92ZM96 78H97V76H95ZM94 77V79L96 80V78ZM100 77V76H99ZM105 77V76H104ZM117 77V76H116ZM8 78H6L7 79V81H9L8 80ZM15 78H17V80L18 79H20V81L22 80V78L20 77V78H18L17 76L15 77ZM38 78H36L37 79V81H38ZM47 78H46V82H48L47 81ZM65 78V80H62V81H66V77H64ZM64 78H62V79H64ZM88 78V77H87ZM86 78V79H87ZM101 78V77H100ZM105 78H107V77H105ZM104 78V80H105V82L106 81H111L110 80V78H108V79H105ZM230 78V77H229ZM249 78V77H248ZM257 78V77H256ZM256 78H255V82H256V85H258L259 84V82L260 81H256ZM36 79H35V81H36ZM75 79H77V78H75ZM86 79H84L83 78V80H84V82L83 81H79L80 83L81 82H83V83H87V81H88V79H87V81H86ZM238 79V78H237ZM245 79V78H244ZM247 79V78H246ZM245 79V80H246ZM250 79V81L248 80H246L247 81V83H248V85H249V82H250V85H251V78H249ZM258 79V78H257ZM261 79V78H260ZM2 80V79H1ZM0 80V93H1V91H2V93H3V95H0V107H2L3 105H4V107H5V110L7 109V111L9 110L10 111V113L12 112V117H13V114H16L17 115V112H19L18 113V118H20L21 116H23V120H17V122L15 121V122H13V121H8V119L7 120H5L6 119V117L4 116V114L2 115L1 113H3V111H1V110H3L4 108H0L1 110V113H0V125H1V129H0V147L2 148V149H0V161H1V158H3L4 156H5V158L6 159H8V157L9 158H11L12 159V157H10V155L11 154H13V153H15L16 155H22V154H24V153H28L29 151H28V149L26 150V148H28L29 146V144L31 143L32 145H35V144H38L39 145V143L41 144V145H43L44 146V144L47 142L46 140H48L49 141V139L48 138H50V139H52L51 137L52 136H62V135H65L66 133H69V131H68V129L69 128H72V126H73V124L75 123V118H74V115H75V113L73 112V109H71L72 111V113H74V115L72 114V118L71 117H67V118H65L67 115H71V114H69L68 112V114L64 111V113H62V107L63 106H66L68 103V105H70V104H74V100L72 99V97H69L68 98V96L67 95H65V92H67L66 90H67V88H68V86H67V82H70L69 80H67V82L64 84V88H62V85L59 87V86H57V87H54V88H56V89H53V90H50V92L51 91H54L55 90V93H56V91L58 92V93H60L61 91H60V89L62 88V90L63 91H65V92H62V93H64L63 95H60V94H62V93H60V94H58L57 93V95H55V93H53V94H51L52 95V97L51 96H49L50 95V93H49V95H48V97H50V99L52 100V101H55V104L54 105H49L48 103L49 102H46L47 104H45L44 102L46 101L45 99V101H40L41 100V98L38 100V98H36L35 96H33V94L35 93V91L37 90V94H39L38 93V91L39 92H41V90L42 91H44L45 92V90H43V89H40V90H38L39 89V87H41L42 86V84H40V86H39V84H38V87H37V85H35L36 86V88H34V89H36L35 91H34V93H32V95L30 94V95H28V94H26V95H22V94H20L19 92V96H15L16 94H8V92L7 93H5L4 94V91L6 92V91H13V93L16 91V89L17 88H15V87H18L17 85H19V83L16 85V83H17V81H15L14 79H13V81H15L14 83L12 82V81H9V82H12V85H16V86H12L11 85V87H13V88H10L9 89V87H10V85H9V87L7 86V85H5V83L7 82L6 80H5V78H4V81H3V83H2V81ZM34 80V79H33ZM44 80H45V78H44ZM43 80V81H44ZM57 80H59L58 78H57ZM91 80V79H90ZM98 80H100L99 78L97 79V81ZM240 80H243V79H240ZM244 80V81H245ZM254 80V79H253ZM23 82H24V80H22ZM21 81V82H22ZM35 81H33V82H35ZM49 81V82H50ZM55 80H53V82H54ZM61 81V80H60ZM60 82V84L62 83L63 84V82ZM73 81V80H72ZM70 82V84L71 83H73V82ZM101 81H103V79L101 80ZM239 81V80H238ZM237 81V82H238ZM243 81V82H244ZM245 81V82H246ZM9 82H7L8 84H10ZM23 82L19 85L20 86V88H18L19 90H21V89H23L24 87L22 86L23 85ZM26 82V81H25ZM78 82V79H77V83H79ZM93 83V84H95L94 82H93V80L92 81H88V83ZM104 82V81H103ZM193 82H194V79H193ZM196 82V81H195ZM236 82V83H237ZM242 82V81H241ZM240 82V83H241ZM243 82L241 83V87H240V83L238 84V86L240 87V88H242V90H243V87H248L247 86V83L246 84H243ZM254 81H253V83H255ZM263 82V81H262ZM56 83V82H55ZM58 83H59V81H58ZM79 83V84H80ZM88 83H87V85H88ZM258 83V84H257ZM26 84H28V85H26V87H28V86H31V87H33V85H31V80H28L27 81V83ZM75 84V83H74ZM73 84V85H74ZM107 84H108V82H107ZM25 85V84H24ZM48 85V84H47ZM53 85H55L54 83H53ZM73 85H71V86H73ZM77 85V84H76ZM90 85H92V84H90ZM245 85V86H244ZM249 85V86H250ZM259 85H264V84H259ZM45 86V85H44ZM44 86H42V87H44ZM70 85H69V87H71ZM75 86V85H74ZM73 86V87H74ZM243 86V87H242ZM21 87H23V88H21ZM24 88L23 89V92H25L26 90H27V88ZM31 87H29L30 89H31ZM50 87H53L52 86V84H51V86H49L47 89L49 90V88ZM59 87V88H58ZM67 87V88H66ZM90 87V86H89ZM245 87V88H246ZM260 87V86H259ZM259 87H257L256 86V88H259ZM44 88H46V87H44ZM57 88H58V90L60 91H58L57 90ZM78 88V87H77ZM244 88V89H245ZM255 88V87H254ZM255 88V89H256ZM17 89V90H18ZM26 89V90H25ZM52 89V88H51ZM66 89V90H65ZM69 89V88H68ZM74 89H76L75 87H74ZM74 89H71V90H74ZM247 89V88H246ZM246 89H245V91H246ZM259 89H261V88H259ZM18 90V91H19ZM33 90V88L30 90V93H31V91ZM70 90V91H71ZM241 90V89H240ZM262 90V89H261ZM27 91H29V90H27ZM47 91V90H46ZM69 91V90H68ZM69 91V92H70ZM258 91V90H257ZM263 91V90H262ZM10 92V93H11ZM33 92V91H32ZM44 92H42L43 94L42 95H44V96H46V93L48 92H46V93H44ZM254 92V91H253ZM259 92H261L260 90H259ZM1 93V94H2ZM17 93V92H16ZM68 93V92H67ZM241 93V92H240ZM244 93V92H243ZM246 93H247V91H246ZM250 94H251V92H249ZM24 94V93H23ZM48 94V93H47ZM69 94V93H68ZM242 94V93H241ZM18 95V94H17ZM40 95H41V93H40ZM54 95V96H53ZM70 95H71V92H70ZM66 96V97H65ZM39 97H41V96H39ZM174 98V97H173ZM46 99H48V100H50L49 98H46ZM47 100V101H48ZM68 100H72V101H74L73 103H70L71 101H68ZM76 100V99H75ZM175 100H177V99H175ZM12 102V103H11ZM13 102H15V103H13ZM76 103V102H75ZM66 104V105H65ZM79 103H77V105H78ZM67 105V106H68ZM53 106H55L54 108H53ZM72 106V105H71ZM81 106V105H80ZM79 106V107H80ZM7 107V108H6ZM73 107H77V106H73ZM79 107H77L76 109L79 111L80 109H81V107H80V109H79ZM65 108V107H64ZM64 108H63V110H64ZM68 108V107H67ZM66 108V109H67ZM70 108H72V107H69V109ZM83 108V107H82ZM61 109V110H60ZM65 109V110H66ZM84 109V108H83ZM60 110V112L62 113V114H64V115H59V116H65L64 118L62 117V118H60V117H58V111ZM75 110V109H74ZM82 110V109H81ZM91 110V113H96L95 112V109L93 108V111H92V109H90ZM66 111H69V110H66ZM76 111V110H75ZM78 111H77V113H78ZM70 112V111H69ZM87 112V111H86ZM98 112V111H97ZM67 115H66V114ZM85 113V112H84ZM5 114H7V112L5 113ZM88 114V113H87ZM87 114H85L86 115V117H87ZM90 114V113H89ZM77 115V114H76ZM81 115H84V114H81ZM173 115H175V113H173ZM7 116H11V115H9V114H7ZM5 117V118H4ZM11 117V118H12ZM89 117V116H88ZM87 117V118H88ZM92 117V116H91ZM97 117V116H96ZM95 117V118H96ZM168 117V116H167ZM4 118V119H3ZM78 118H81V117H78ZM83 118V117H82ZM84 118H85V116H84ZM83 118V119H84ZM86 118V119H87ZM13 119V118H12ZM78 121H79V119H77ZM80 120H82V119H80ZM93 120V119H92ZM91 120V121H92ZM90 121V120H89ZM90 121V122H91ZM175 121V120H174ZM82 122V121H81ZM89 122V123H90ZM168 122V121H167ZM170 122H172V121H170ZM176 122V121H175ZM166 123V122H165ZM164 123V124H165ZM77 123H75V125H76ZM79 124H80V121H79ZM82 124H83V126H84V124H87V122L85 123V121L84 122H82ZM91 124V123H90ZM170 124V123H169ZM176 124V123H175ZM74 125V126H75ZM171 126H172V124H170ZM178 125V124H177ZM208 125V124H207ZM207 125H205V126H207ZM169 126V125H168ZM176 126V125H175ZM76 127H77V125H76ZM73 127V131L74 130H76L77 128H79V127ZM87 127H89V128H91V125H88ZM76 128V129H75ZM166 128V127H165ZM26 130H28V131H26ZM169 130H170V128H169ZM172 130V129H171ZM68 131V132H67ZM91 131H93L92 129H91ZM25 132H27V133H25ZM75 132V131H74ZM79 132H80V129H79ZM157 132V131H156ZM159 132V131H158ZM76 133V132H75ZM75 133H73V134H75ZM97 133H98V131H97ZM101 133H102V131H100V134L98 135V134H96V135H98L99 137H101L103 134L106 136V134H105V132L104 133H102V135H101ZM166 133H168V130L166 131ZM165 133V134H166ZM73 134H72V136H73ZM79 134V133H78ZM80 134H82V133H80ZM169 134V133H168ZM170 134L172 135V133H171V131H170ZM169 134V135H170ZM26 135L28 136L29 135V137H27L26 138ZM66 135H69V137L71 136L70 135V133L69 134H66ZM157 135L158 134H156V137H157ZM171 135L170 136H168V137H171ZM222 135V134H221ZM97 136V137H98ZM151 136L153 137V134H151ZM155 136V135H154ZM96 137V138H97ZM103 137V136H102ZM101 137V138H102ZM155 137V138H156ZM64 138V137H63ZM68 138V137H67ZM151 138V137H150ZM54 139V138H53ZM69 139H71V138H69ZM104 140H105V137L103 138ZM121 139V138H120ZM119 139V140H120ZM127 139L129 140V138L127 137ZM127 139H125V137H124V140H123V138H122V140L123 141H125V140H127ZM154 139V138H153ZM159 139V138H158ZM168 139V138H167ZM102 140V139H101ZM100 140V141H101ZM103 140V141H104ZM127 140V141H128ZM151 140V139H150ZM162 140H164V139H162ZM52 141H55V140H52ZM121 141V140H120ZM156 141H157V139H156ZM165 141V140H164ZM163 141V142H164ZM167 141V140H166ZM16 142H18V143H20V144H23L22 146L21 145H18V147H20V148H17V149H15V148H13V146L16 144ZM97 142H98V140H97ZM102 142V141H101ZM155 142V141H154ZM154 142H153V144H154ZM17 143V144H18ZM29 143V144H28ZM43 143V144H42ZM52 143V142H51ZM150 143V142H149ZM159 143V142H158ZM48 144V143H47ZM152 144V143H151ZM152 144V145H153ZM161 144V143H160ZM165 144H167L168 145V143H165ZM164 144V145H165ZM31 145V146H32ZM50 145V144H49ZM155 145V144H154ZM153 145V146H154ZM15 146H17V145H15ZM51 146V145H50ZM97 146V145H96ZM96 146L94 147V148H96ZM153 146H152V148H153ZM155 146H157L158 147V144H157V142H156V145ZM42 147V146H41ZM45 147V146H44ZM145 147V146H144ZM146 147H147V145H146ZM33 148V147H32ZM34 148H36V147H34ZM33 148V149H34ZM53 148V147H52ZM77 148V147H76ZM79 148L80 147H78V149L77 150H75V151H78L79 150ZM86 148V147H85ZM85 148L84 149H82V151H81V148H80V150H79V154H77V155H75V156H73V157H70V158H67V159H64V160H58L57 162H55V160H57L58 159V157H56L57 155H58V153H56L57 155L55 156V153H54V156L57 158H55V160H54V163L51 161V159H47V153H46V151L45 152H43V153H46V154H43V153H41V154H43V155H41L39 158V160H37V163H35V164H32L33 162H31V165H29L30 164V162L29 163H23L22 162V158L23 157H21L20 158V160L18 161V159L17 160H15V159H13L14 161H12V160H9V162H7V163H2V161H1V165H0V235L3 233V231L5 230V228H7V226L8 225H11V226H14L15 227V231L16 230H19L20 228H28V229H32V227L34 226V224H35V222L38 220V218L39 217H41V216H43V212H44V210H45V208L43 207L44 206V203H45V201H46V199H48L55 191H56V189H57V187H58V184L57 183H60V181L62 180L63 181V179H64V177H63V175L65 174L66 175V172H72L73 171V169L74 168H78V166H79V168L80 169H82V166H84L85 164H90L92 161H93V159H91L90 157V155H88V153L90 152L92 155H93V153H95V152H92L94 149H93V147H92V151L90 150L89 152H88V149H90V147L86 150V151H84L85 153H82L83 152V150H85ZM168 148V147H167ZM75 149V148H74ZM100 149H101V147H100ZM103 149V148H102ZM101 149V150H102ZM38 150H39V148H38ZM46 150V149H45ZM48 150V149H47ZM99 147H98V149L96 148V152H98L99 153ZM152 150V149H151ZM153 150H154V148H153ZM158 150H160L159 148H158ZM33 151V150H32ZM54 151H56V150H54ZM72 151H74V150H71V152ZM74 151V152H75ZM156 151V150H155ZM170 151V152H169ZM31 152V151H30ZM40 152H42L41 151V149H40V151H34L33 152V154L35 155V154H39ZM53 152V151H52ZM59 152V151H58ZM61 152V151H60ZM59 152V153H60ZM70 152V153H71ZM87 152V153H86ZM101 152V151H100ZM140 152V151H139ZM148 152H151L152 153V151H148ZM157 152V151H156ZM167 152H169L168 154H169V156L167 155V157H171L170 155L173 153V152H171V150H168ZM65 153H67V152H65ZM69 153V152H68ZM67 153V154H68ZM69 153V154H70ZM76 153V152H75ZM89 153V154H90ZM145 153H147V151L146 152H144L143 154H145ZM155 153V152H154ZM263 154V156H264V152H262ZM31 154V153H30ZM29 153H28V155H26L27 157L30 155ZM53 154V153H52ZM147 154H149V153H147ZM16 155H14V156H16ZM51 154H49V156H50ZM94 155H96V154H94ZM139 155H140V153H139ZM141 155H142V153H141ZM173 155V154H172ZM8 156V157H7ZM11 156H13V155H11ZM25 154H24V159H25ZM137 156H138V153H137ZM147 156H149V155H147ZM153 156H156V155H153ZM262 156V158H264ZM26 157V161H27V159H29V157L27 158ZM32 157V156H31ZM30 157V158H31ZM34 157H36V155L35 156H33V158ZM94 157V156H93ZM146 157V156H145ZM157 157V156H156ZM51 158V157H50ZM153 158V157H152ZM161 158V157H160ZM165 158V157H164ZM38 159V158H37ZM53 159V158H52ZM96 159H97V157H95V161H96ZM143 159H145V158H143ZM143 159H141V160H143ZM167 159V158H166ZM172 159V158H171ZM234 159V158H233ZM5 160V159H4ZM32 160V159H31ZM30 160V161H31ZM47 160H49L50 162H52L51 164H49L48 163V161ZM153 160V159H152ZM158 160H159V154H158ZM261 160V159H260ZM5 161H7V160H5ZM173 161V160H172ZM234 161V160H233ZM232 161V162H233ZM236 161V160H235ZM11 162V163H10ZM94 162V161H93ZM92 162V163H93ZM97 162V161H96ZM147 162V161H146ZM171 160L170 161H167V163L168 164H170L171 165ZM261 162H262V160H261ZM148 163V165L150 164V162H147ZM165 163V162H164ZM173 163V162H172ZM233 163H236V164H234L235 165V167L238 165L237 163L238 162H233ZM232 163V164H233ZM94 164V163H93ZM143 164V165H142ZM141 165L143 166V167H145V166H147V164L145 165L144 163H142ZM161 164V163H160ZM231 164V163H230ZM262 164V163H261ZM29 165V166H28ZM145 165V166H144ZM164 165V164H163ZM169 165V166H170ZM240 165V164H239ZM239 165H238V167L237 168H239ZM81 166V167H80ZM86 166V165H85ZM149 166H151V164L149 165ZM260 169H261V176H260V178L261 179H263V175H264V166H261L260 165ZM87 168V167H86ZM85 168V169H86ZM237 168H235V169H237ZM84 169V168H83ZM82 169V170H83ZM169 170H173V169H169ZM81 171V170H80ZM175 172H176V170H174ZM173 171V172H174ZM180 171V173L182 172L181 170H179ZM171 172V171H170ZM169 171H168V175L169 174H171ZM172 172V173H173ZM174 172V173H175ZM242 172H244V171H242ZM67 173V175L69 176L71 173H69L68 174ZM72 173H74V171L72 172ZM173 173V174H174ZM179 173V174H180ZM183 173V172H182ZM181 173V174H182ZM263 173V174H262ZM173 174H171L170 176L172 177V179H174V177H177L178 176V174H177V172H176V175L175 176H173ZM180 176V175H179ZM263 176V177H262ZM70 177V176H69ZM247 177V176H246ZM63 178V179H62ZM68 178V177H67ZM66 178V179H67ZM71 178V177H70ZM181 178H183V177H180V179ZM216 178V177H215ZM251 178V177H250ZM69 179V178H68ZM171 179V180H172ZM178 179V178H177ZM215 180H217V179H215ZM219 180V179H218ZM173 181H174V183H175V179L174 180H172V182L171 183H173ZM179 181V180H178ZM185 181V180H184ZM186 181H187V179H186ZM189 181V180H188ZM262 181H264V180H262ZM180 182V181H179ZM182 182H183V180H182ZM218 182V181H217ZM62 184L64 183V181L63 182H61ZM60 183V184H61ZM173 183V184H174ZM176 183H177V181H176ZM181 183V182H180ZM261 183V182H260ZM61 184V185H62ZM184 184H185V182H184ZM215 184H217L216 183V181H215ZM264 184V183H263ZM177 185V184H176ZM181 185V184H180ZM60 186V185H59ZM263 185H261V187H262ZM260 187V188H261ZM186 199H188V198H186ZM228 199V198H227ZM62 200H64L63 198L61 199V198H59V201H61V202H58V203H56L55 204V206H54V208H53V212H52V214H50L49 215V217H51V216H54V218H63V217H65V216H67L70 212H71V210H73V209H70V206L67 204V202L65 201H63L62 202ZM224 200V199H223ZM170 201V200H169ZM224 201H226V200H224ZM171 202V201H170ZM185 202V201H184ZM229 202V201H228ZM66 203V204H65ZM68 203H69V201H68ZM167 203V202H166ZM259 203H261L260 204V206H262V202H260L259 201ZM185 205H186V207H187V205H189V203L187 204H184V206L183 207H185ZM167 206H168V204H167ZM244 206V205H243ZM185 207V208H186ZM190 207H192V206H190ZM186 208L187 209V211L189 212V210L188 209H191V208ZM169 208V207H168ZM167 208V209H168ZM184 208V209H185ZM180 209V208H179ZM170 210V209H169ZM177 210L178 209H176V211L175 212H177ZM70 211V212H69ZM182 211H184V210H182ZM182 211H178V212H182ZM192 211H194V210H191V212ZM187 212V213H188ZM204 212H206V211H204ZM77 213V212H76ZM184 213H186V212H184ZM73 214H74V212H73ZM180 215H181V213H179ZM174 215V214H173ZM192 215V214H191ZM191 215L189 214L188 216L191 218ZM205 215V214H204ZM204 215H202V216H204ZM215 216H217V215H215ZM259 216H260V218H264V211L263 212H261L260 211V214H259ZM194 217V216H193ZM251 213H247L246 215H245V221H243V222H241V223H239V222H237V220L236 219H233V221H234V223H231L232 224V226H233V230H234V233H235V240H234V245L232 244L231 245V248H232V250H233V253L234 254H237V255H235L236 257H239L240 258V256H244V258H243V260H245V264H246V262H247V264H253V252H255V247L253 246V241H254V239H255V237H256V239H255V241H260L261 240V245H264V237L263 236H253V234H251V232H249L248 233V230H249V228H254V226L252 225V223H251ZM187 218V217H186ZM202 218V217H201ZM65 219V218H64ZM184 219V218H183ZM217 218H215V220H216ZM73 220V219H72ZM189 220V219H188ZM232 220V219H231ZM185 221L187 222L186 224H188L189 222L185 219ZM184 221V222H185ZM84 222V221H83ZM83 222H81V224H83ZM192 222V221H191ZM220 222V221H219ZM80 223H78V222H76L75 221V219H74V221H70V220H63V221H60L58 224H57V228H58V230H60L61 231V233L60 234H62L61 235V237L62 238H69L70 237V232H74V231H76V229L77 228H79V225ZM190 224V223H189ZM197 225V224H196ZM10 226V227H11ZM190 226H191V224H190ZM188 227V226H187ZM213 227V226H212ZM189 228V227H188ZM192 228H193V226H192ZM211 228V227H210ZM231 228V227H230ZM227 229V228H226ZM11 230H13L14 231V229H11ZM187 230V229H186ZM189 230V229H188ZM191 230V229H190ZM193 230V229H192ZM214 230V229H213ZM218 230H220V229H218ZM218 230H214V231H216V233H218L217 231ZM228 230V229H227ZM251 230V229H250ZM249 230V231H250ZM14 231V232H15ZM55 231V230H54ZM224 231V230H223ZM263 231V230H262ZM55 232H57V233H59V231H55ZM55 232H53V233H55ZM191 232V231H190ZM229 232V231H228ZM259 232V231H258ZM192 234L194 233V232H191ZM215 233V235H217ZM222 233V232H221ZM225 233V232H224ZM262 234H264V232H261ZM56 234V233H55ZM57 235V234H56ZM261 235V234H260ZM59 236V235H58ZM58 236H56V237H58ZM192 236H194V235H192ZM219 236V235H218ZM224 235H223V233H222V237H223ZM220 238H221V236H219ZM218 237V241H219V238ZM224 237H226V236H224ZM217 238V237H216ZM176 239L177 238H175V242H176ZM225 239H229V238H225ZM221 241V240H220ZM226 242L228 241V240H225ZM219 243V242H218ZM258 243V242H257ZM219 244H221V243H219ZM217 245V250L218 251H220V249H223L222 248V245H221V247H220V245ZM225 244V243H224ZM229 246V245H228ZM218 247H219V249H218ZM193 248V247H192ZM195 248H196V246H195ZM194 248V249H195ZM226 248H227V246H226ZM225 249V248H224ZM192 250V249H191ZM216 250V249H215ZM222 255H224L223 257H225V254H222ZM228 256H230V255H228ZM227 257V256H226ZM242 258V257H241ZM221 259V258H220ZM223 259V258H222ZM225 259H227V258H225ZM224 259V260H225ZM231 259V258H230ZM262 259V258H261ZM188 260H190V259H187V262H188ZM219 260V259H218ZM228 260V259H227ZM229 261V260H228ZM231 261V260H230ZM242 261V260H241ZM190 262V261H189ZM188 262V263H189ZM226 262V261H225ZM191 263V262H190ZM189 263V264H190ZM243 263H244V261H243ZM256 263V262H255ZM193 264V263H192ZM194 264H196V263H194ZM201 264V263H200ZM242 264V263H241Z\"/></svg>","mask_w":264,"mask_h":264},{"label":"built area","instance_id":"obj_3","mask_svg":"<svg viewBox=\"0 0 264 264\" xmlns=\"http://www.w3.org/2000/svg\"><path fill=\"white\" fill-rule=\"evenodd\" d=\"M164 138H165V135L160 133L159 140H162Z\"/></svg>","mask_w":264,"mask_h":264}]
</instances>
